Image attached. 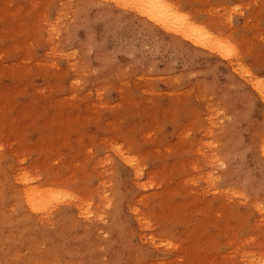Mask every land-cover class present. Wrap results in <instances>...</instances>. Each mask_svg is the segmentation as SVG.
I'll return each mask as SVG.
<instances>
[{"label": "rangeland", "instance_id": "374dc122", "mask_svg": "<svg viewBox=\"0 0 264 264\" xmlns=\"http://www.w3.org/2000/svg\"><path fill=\"white\" fill-rule=\"evenodd\" d=\"M168 1L238 65L101 0H0V264H264V0Z\"/></svg>", "mask_w": 264, "mask_h": 264}, {"label": "bare ground", "instance_id": "6f19581e", "mask_svg": "<svg viewBox=\"0 0 264 264\" xmlns=\"http://www.w3.org/2000/svg\"><path fill=\"white\" fill-rule=\"evenodd\" d=\"M118 10L124 12H130L137 16L139 19L144 20L147 27H156L159 30L165 31L174 35L173 46H180L181 43L189 42L195 47L203 48L208 52H216L223 58L227 59L230 64L238 65L239 60L235 59L233 51H231L230 45H226L219 41L218 38L211 36L205 28L193 23L192 20L185 14H183L174 3H170L168 0H101ZM150 28H147L151 30ZM183 46V45H182ZM210 53V52H209ZM234 55V56H233ZM227 57V58H226ZM231 64V65H232ZM244 77L252 85L258 96L264 100V83L256 81L248 70L241 71ZM260 153L264 159V137L260 143ZM130 166H134V160L130 159L127 162ZM137 176H140L139 172ZM22 180L29 182L28 176L22 174ZM28 184H25L27 186ZM26 195V201L31 204L33 209H37L40 205L38 201L37 193L33 191V188L23 190ZM45 193H49L46 191ZM50 195V193L48 194ZM60 193H56L50 196H43L44 200L56 196H60ZM45 207L40 208L41 210Z\"/></svg>", "mask_w": 264, "mask_h": 264}]
</instances>
